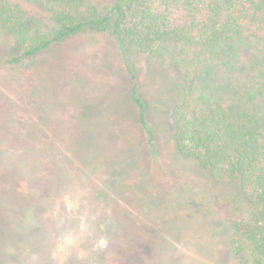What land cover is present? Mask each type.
<instances>
[{
	"label": "rangeland",
	"instance_id": "obj_1",
	"mask_svg": "<svg viewBox=\"0 0 264 264\" xmlns=\"http://www.w3.org/2000/svg\"><path fill=\"white\" fill-rule=\"evenodd\" d=\"M15 42L0 33V264H238L226 200L174 152L160 63L89 28L21 64Z\"/></svg>",
	"mask_w": 264,
	"mask_h": 264
},
{
	"label": "trees",
	"instance_id": "obj_2",
	"mask_svg": "<svg viewBox=\"0 0 264 264\" xmlns=\"http://www.w3.org/2000/svg\"><path fill=\"white\" fill-rule=\"evenodd\" d=\"M27 1L36 12L0 0V33L22 48L7 63L89 28L109 33L127 59L162 65L173 85L163 95L176 157L203 169L226 200L230 259L264 264V0ZM128 93L152 140L149 105L136 86Z\"/></svg>",
	"mask_w": 264,
	"mask_h": 264
},
{
	"label": "clouds",
	"instance_id": "obj_3",
	"mask_svg": "<svg viewBox=\"0 0 264 264\" xmlns=\"http://www.w3.org/2000/svg\"><path fill=\"white\" fill-rule=\"evenodd\" d=\"M69 242H71V241H69ZM104 243H105V241H104L103 239H101V240L98 242V245H99V246H103Z\"/></svg>",
	"mask_w": 264,
	"mask_h": 264
}]
</instances>
